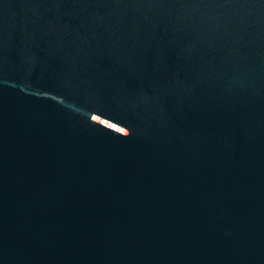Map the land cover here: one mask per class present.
<instances>
[{
    "label": "water",
    "instance_id": "obj_1",
    "mask_svg": "<svg viewBox=\"0 0 264 264\" xmlns=\"http://www.w3.org/2000/svg\"><path fill=\"white\" fill-rule=\"evenodd\" d=\"M0 264H264V0H0Z\"/></svg>",
    "mask_w": 264,
    "mask_h": 264
}]
</instances>
